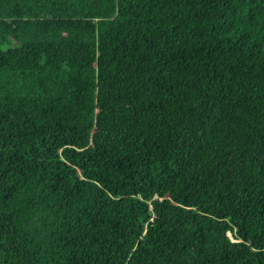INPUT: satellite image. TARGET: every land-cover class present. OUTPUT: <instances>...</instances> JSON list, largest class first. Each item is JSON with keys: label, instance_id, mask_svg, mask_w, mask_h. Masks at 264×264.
<instances>
[{"label": "trees", "instance_id": "trees-1", "mask_svg": "<svg viewBox=\"0 0 264 264\" xmlns=\"http://www.w3.org/2000/svg\"><path fill=\"white\" fill-rule=\"evenodd\" d=\"M0 264H264V0H0Z\"/></svg>", "mask_w": 264, "mask_h": 264}]
</instances>
